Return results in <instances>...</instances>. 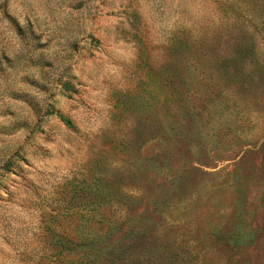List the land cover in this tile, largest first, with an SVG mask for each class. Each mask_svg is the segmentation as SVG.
<instances>
[{"label":"rangeland","instance_id":"1","mask_svg":"<svg viewBox=\"0 0 264 264\" xmlns=\"http://www.w3.org/2000/svg\"><path fill=\"white\" fill-rule=\"evenodd\" d=\"M0 264H264V0H0Z\"/></svg>","mask_w":264,"mask_h":264},{"label":"trees","instance_id":"2","mask_svg":"<svg viewBox=\"0 0 264 264\" xmlns=\"http://www.w3.org/2000/svg\"><path fill=\"white\" fill-rule=\"evenodd\" d=\"M57 116H58V118H59V120H60L61 122L65 123V124H67V125L70 124L69 120L66 119L65 117H63L62 115L57 114Z\"/></svg>","mask_w":264,"mask_h":264}]
</instances>
